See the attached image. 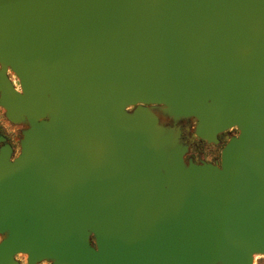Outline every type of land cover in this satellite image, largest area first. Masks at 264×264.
Returning a JSON list of instances; mask_svg holds the SVG:
<instances>
[{
    "label": "water",
    "instance_id": "obj_1",
    "mask_svg": "<svg viewBox=\"0 0 264 264\" xmlns=\"http://www.w3.org/2000/svg\"><path fill=\"white\" fill-rule=\"evenodd\" d=\"M0 109V264L264 255V0H0Z\"/></svg>",
    "mask_w": 264,
    "mask_h": 264
},
{
    "label": "rangeland",
    "instance_id": "obj_2",
    "mask_svg": "<svg viewBox=\"0 0 264 264\" xmlns=\"http://www.w3.org/2000/svg\"><path fill=\"white\" fill-rule=\"evenodd\" d=\"M8 76L10 78V80L16 84V79L15 77L12 75V73H8ZM179 125L181 128H191L192 123L191 122H179ZM0 132L2 133V135H4L6 142H10L12 143L13 147L15 148V150H13V152L17 153L18 152V138H19V127L16 126H12L10 124H8L4 117H3V112L0 109ZM233 131H231L232 133ZM230 133V132H229ZM183 140L188 144V149H189V154L192 152L194 153V158L196 160L198 159H203V158H211V153H218V151L220 150V146L219 145H206V143H201L199 144V146L197 145L196 141L191 140L189 137H183ZM204 144V145H203ZM209 149V152L205 153V154H201L203 153L204 150ZM211 152V153H210ZM213 159V158H211ZM261 257H264V255H256L253 257V264H261V262L259 261L261 259ZM15 259L17 260V262L19 264H25V257L22 255H17L15 257ZM38 264H49L47 262H40Z\"/></svg>",
    "mask_w": 264,
    "mask_h": 264
},
{
    "label": "flooded vegetation",
    "instance_id": "obj_3",
    "mask_svg": "<svg viewBox=\"0 0 264 264\" xmlns=\"http://www.w3.org/2000/svg\"><path fill=\"white\" fill-rule=\"evenodd\" d=\"M231 131H233V129H230V130H227V131H225V132H223V133H220V134H218L217 136H216V139H217V145H219L220 146V149L223 147V145L226 143V141H227V139L229 138V137H231V136H234L235 135V133H234V131L231 133ZM230 132V133H229ZM0 135H2V133L0 132ZM2 136H4V135H2ZM197 142V145L199 146V144H201L202 142L203 143H205L203 140H198V141H196ZM10 146H11V148H12V150H15V148L13 147V145H12V143H10V142H7ZM204 145V144H203ZM204 146H207V145H204ZM208 153L209 152V149H207V150H204L203 151V153H201V154H205V153ZM15 153V152H14ZM211 153V152H210ZM16 154V153H15ZM14 154V155H15ZM212 155H211V158H213V159H211V158H203V159H200V160H202V161H204V162H207V163H211V164H216V165H219V154H220V150L218 151V153H211ZM194 153H190L189 154V149H188V151H187V153H186V155H185V160H187V159H191V161L192 162H194V163H198V161L194 158ZM260 262H261V264H264V257H261V259L259 260Z\"/></svg>",
    "mask_w": 264,
    "mask_h": 264
},
{
    "label": "bare ground",
    "instance_id": "obj_4",
    "mask_svg": "<svg viewBox=\"0 0 264 264\" xmlns=\"http://www.w3.org/2000/svg\"><path fill=\"white\" fill-rule=\"evenodd\" d=\"M14 84V83H13ZM17 91H19V89L17 87H15ZM16 260V259H15ZM17 261V260H16Z\"/></svg>",
    "mask_w": 264,
    "mask_h": 264
}]
</instances>
